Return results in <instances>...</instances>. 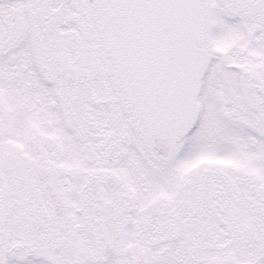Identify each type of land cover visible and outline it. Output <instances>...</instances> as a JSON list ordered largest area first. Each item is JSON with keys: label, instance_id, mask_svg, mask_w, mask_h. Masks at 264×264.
I'll return each instance as SVG.
<instances>
[{"label": "flooded vegetation", "instance_id": "flooded-vegetation-1", "mask_svg": "<svg viewBox=\"0 0 264 264\" xmlns=\"http://www.w3.org/2000/svg\"><path fill=\"white\" fill-rule=\"evenodd\" d=\"M25 2L0 0L1 183L17 258L264 264V78L248 79L246 100L239 108L230 100L227 111L240 114L244 139L258 146L245 145L243 167L181 172L163 161L160 172L105 83L49 76L50 58L65 51V19ZM243 5L264 48V0Z\"/></svg>", "mask_w": 264, "mask_h": 264}, {"label": "rangeland", "instance_id": "rangeland-1", "mask_svg": "<svg viewBox=\"0 0 264 264\" xmlns=\"http://www.w3.org/2000/svg\"><path fill=\"white\" fill-rule=\"evenodd\" d=\"M25 1L26 5L30 4V2L38 4V6L42 8V14L47 13L51 15L64 16L65 18L71 17L73 20L68 22L65 25V28L68 26L71 31L80 27L76 32L80 34L81 31L87 33V39L88 37L91 39L94 36V33L96 34L94 29L89 30L90 26L94 23L92 9L87 5L83 6L82 0H77L78 7L76 9L72 8L71 6L68 7L70 9L63 7L62 0ZM243 1L245 0H221L225 6L219 11L222 21L221 23L220 20L218 21L215 29L218 39L215 47L219 50L225 51L228 54V58L230 60L229 65L222 63L221 54H210L207 58L210 65V69H208L206 75V80L208 81L209 87L206 96L203 98V101L208 106V109L206 110L204 121L202 122L196 136L199 137V139L208 138L210 141H212L216 135L217 144L218 142L223 143L219 144L221 147H228L224 143H228L230 141L231 137L233 136V130L231 131V126L224 118V115H222L218 105H222L223 110L228 111L230 110L231 106L230 98H232L235 101L234 105L238 108L241 107L243 104L242 101L245 99L244 90L247 86L248 78H252L255 81L264 78V70L261 69L257 64H254V59L250 54H255V51L261 53V51L251 47V45L256 42V25L255 23L248 22L246 19V8L243 7ZM72 9H74V12ZM73 15H75L74 18ZM238 33H240V35ZM59 34H61L60 31H58V35ZM74 35V33H71V37L73 38H70V40L76 38ZM232 37L235 39L234 44ZM61 39L64 42L69 40L68 37H66V39ZM63 41L62 43H64ZM256 62L260 63V61ZM2 78L3 71L0 69V80ZM218 95L222 96V104L218 103ZM235 143L237 144V142ZM201 145H204L203 140H201ZM235 147L239 148L241 147V144ZM197 148V153L202 155V150L200 147L198 146ZM220 150L221 152L223 151L222 155L227 157L228 153L224 151L225 148H220ZM218 157L220 158L221 156L218 155ZM171 159L175 158L171 157ZM161 164L162 162L158 163V168H161ZM203 165L204 162L202 161V168H205ZM158 171L161 172L160 169H158ZM3 253L5 254V251H3ZM11 255L12 254L10 253L6 254L5 258L13 259L15 264L32 263V259L28 258L20 261L16 255ZM17 255L19 256L18 252Z\"/></svg>", "mask_w": 264, "mask_h": 264}, {"label": "water", "instance_id": "water-1", "mask_svg": "<svg viewBox=\"0 0 264 264\" xmlns=\"http://www.w3.org/2000/svg\"><path fill=\"white\" fill-rule=\"evenodd\" d=\"M1 219H2V212H1V200H0V223H1Z\"/></svg>", "mask_w": 264, "mask_h": 264}]
</instances>
